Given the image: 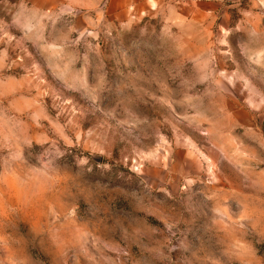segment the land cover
Returning <instances> with one entry per match:
<instances>
[{
	"label": "rangeland",
	"instance_id": "rangeland-1",
	"mask_svg": "<svg viewBox=\"0 0 264 264\" xmlns=\"http://www.w3.org/2000/svg\"><path fill=\"white\" fill-rule=\"evenodd\" d=\"M0 264H264V0H0Z\"/></svg>",
	"mask_w": 264,
	"mask_h": 264
},
{
	"label": "crops",
	"instance_id": "crops-1",
	"mask_svg": "<svg viewBox=\"0 0 264 264\" xmlns=\"http://www.w3.org/2000/svg\"><path fill=\"white\" fill-rule=\"evenodd\" d=\"M142 2H145V1H142ZM110 5H111V1H110ZM126 6V5H125ZM109 7H111V6H109Z\"/></svg>",
	"mask_w": 264,
	"mask_h": 264
}]
</instances>
